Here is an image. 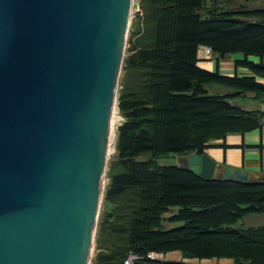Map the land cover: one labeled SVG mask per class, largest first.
Returning a JSON list of instances; mask_svg holds the SVG:
<instances>
[{
  "label": "trees",
  "instance_id": "1",
  "mask_svg": "<svg viewBox=\"0 0 264 264\" xmlns=\"http://www.w3.org/2000/svg\"><path fill=\"white\" fill-rule=\"evenodd\" d=\"M251 1L143 0L148 29L126 61L118 169L105 198L112 204L103 224L109 247L94 264H125L130 250L142 256L135 264H193L147 257L170 251L189 259L264 264V225L233 226L264 212V180L208 178L159 161L169 154L205 153L213 139L262 125L259 109L229 101L248 91L264 97V83L257 81L264 78V7ZM202 46L212 48L218 66L229 55L243 54L235 67L251 74L230 77L219 67L214 72L201 68ZM206 83L235 90L211 94ZM164 222L176 226L167 228Z\"/></svg>",
  "mask_w": 264,
  "mask_h": 264
},
{
  "label": "water",
  "instance_id": "2",
  "mask_svg": "<svg viewBox=\"0 0 264 264\" xmlns=\"http://www.w3.org/2000/svg\"><path fill=\"white\" fill-rule=\"evenodd\" d=\"M133 4L0 0V264H91ZM177 159L264 180L206 152Z\"/></svg>",
  "mask_w": 264,
  "mask_h": 264
},
{
  "label": "crops",
  "instance_id": "3",
  "mask_svg": "<svg viewBox=\"0 0 264 264\" xmlns=\"http://www.w3.org/2000/svg\"><path fill=\"white\" fill-rule=\"evenodd\" d=\"M256 1L259 2V0H253L250 4L253 5V7H256L254 4ZM202 47H200V49ZM200 49V61L198 62V65L203 69L214 72L219 67L221 75L230 77L235 74H251L246 68L235 67L234 61L244 57L241 53L232 54L230 55L231 57L227 56L224 60L221 59L218 66L217 55H214V57L208 60L202 59V51H200ZM250 58L251 56L249 59ZM255 60L259 61V57ZM257 81L264 83V78H257ZM242 107L247 108L243 105ZM252 108L259 109L262 114L260 118L262 123L261 126L244 132L228 133L225 137L213 139L209 141L205 152L208 153L217 163H220L223 166H234L236 168H244L248 172H259L264 174V100H262L259 105L248 107L247 109ZM250 215H247L246 218L250 217ZM162 254L165 261H185L188 263H193L194 261L193 264H235V261L232 258H183L181 251H170Z\"/></svg>",
  "mask_w": 264,
  "mask_h": 264
},
{
  "label": "rangeland",
  "instance_id": "4",
  "mask_svg": "<svg viewBox=\"0 0 264 264\" xmlns=\"http://www.w3.org/2000/svg\"><path fill=\"white\" fill-rule=\"evenodd\" d=\"M253 1V0H252ZM254 3V2H253ZM256 7L259 8H263L264 7V0H259V2H255L254 3ZM144 11H143V0H134V4H133V11H132V16H131V24L129 27V32H128V38H127V43L125 46V53H124V59H123V63H122V70H121V74H120V79H119V87H118V99H117V109H116V117L117 120H115L114 123V132H113V140H112V145H111V151H110V155L107 161V166H106V171H105V181H104V189H103V202L101 205V209H100V214H99V218H98V223H97V229H96V233H95V242H94V247L92 249V260H91V264H94L95 259L97 258V256L101 253V251H108V247H109V236L107 235V239H106V235L103 229V224L104 221L106 219V211L110 210L112 207V204L106 203V192L107 189L111 183V176L114 172L117 171L118 169V159H117V142H118V138H119V128L122 125V123L125 121V116L121 113L120 111V107H119V97L121 95V92L123 90L124 87V83H125V77L126 74L129 72L128 68L126 67L127 65V60L128 58L134 53V42H138V40L143 41V38L145 36V33L148 29V27L146 26V24L144 23ZM200 51H202V48L200 49ZM235 54H239V53H235ZM241 55V54H240ZM214 57V55H213ZM229 57H231L229 55ZM252 61L254 62H259L257 59V57L255 56H251L250 58ZM204 87L209 91V93L211 94H226L229 92L234 91L235 89L233 88H229L227 86H223L220 84H216V83H206L204 84ZM256 98V97H255ZM248 98L247 96L242 97H235L230 99L229 101L237 106L242 107V105L244 107H252L255 105H259V103L264 100V97H259V98ZM160 163L163 165H178V159L177 156L174 154H169L166 157H162L159 159ZM174 211H178V208H175ZM171 214V213H170ZM264 224V213L261 214H252L250 215V217H245L244 219L239 220L237 223L233 224L234 227H240V226H259ZM165 227L167 228H171L173 226H176V224L174 223H169V222H164ZM178 225V224H177ZM104 236V237H103ZM107 245V248H106ZM168 256V255H167ZM163 254L162 253H158V258L160 260H164L163 259ZM194 263V261H193Z\"/></svg>",
  "mask_w": 264,
  "mask_h": 264
},
{
  "label": "built area",
  "instance_id": "5",
  "mask_svg": "<svg viewBox=\"0 0 264 264\" xmlns=\"http://www.w3.org/2000/svg\"><path fill=\"white\" fill-rule=\"evenodd\" d=\"M213 55L214 53L210 46L202 47V56H201L202 59H206V60L211 59ZM147 257L150 259H157L158 253L150 252L148 253ZM141 258L142 256H140L138 253H136L133 250H130L126 256L124 263L125 264H135V262Z\"/></svg>",
  "mask_w": 264,
  "mask_h": 264
},
{
  "label": "bare ground",
  "instance_id": "6",
  "mask_svg": "<svg viewBox=\"0 0 264 264\" xmlns=\"http://www.w3.org/2000/svg\"><path fill=\"white\" fill-rule=\"evenodd\" d=\"M132 16V14H131ZM117 109V108H116ZM115 120H117V117H116V110L114 112V115H113V122H112V128H111V135H110V139H109V143H108V149H107V155L109 156L110 155V151H111V145H112V140H113V132H114V123H115ZM105 171H106V168H105ZM104 181H105V172H104V177H103V180H102V183H103V186H104ZM104 189V188H103ZM94 242H95V235L93 236L92 238V249L94 247Z\"/></svg>",
  "mask_w": 264,
  "mask_h": 264
}]
</instances>
